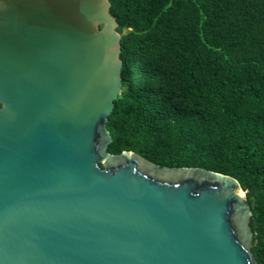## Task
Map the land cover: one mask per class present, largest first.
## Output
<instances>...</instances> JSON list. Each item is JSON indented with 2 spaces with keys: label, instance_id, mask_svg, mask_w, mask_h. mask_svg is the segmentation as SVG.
<instances>
[{
  "label": "water",
  "instance_id": "obj_1",
  "mask_svg": "<svg viewBox=\"0 0 264 264\" xmlns=\"http://www.w3.org/2000/svg\"><path fill=\"white\" fill-rule=\"evenodd\" d=\"M109 0H0V264H254L233 176L108 151Z\"/></svg>",
  "mask_w": 264,
  "mask_h": 264
},
{
  "label": "trees",
  "instance_id": "obj_2",
  "mask_svg": "<svg viewBox=\"0 0 264 264\" xmlns=\"http://www.w3.org/2000/svg\"><path fill=\"white\" fill-rule=\"evenodd\" d=\"M122 90L108 151L236 178L264 264V0H109Z\"/></svg>",
  "mask_w": 264,
  "mask_h": 264
}]
</instances>
